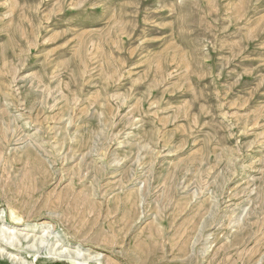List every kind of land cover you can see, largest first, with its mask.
I'll return each instance as SVG.
<instances>
[{"label":"rangeland","instance_id":"rangeland-1","mask_svg":"<svg viewBox=\"0 0 264 264\" xmlns=\"http://www.w3.org/2000/svg\"><path fill=\"white\" fill-rule=\"evenodd\" d=\"M20 234L24 264H264V0H0Z\"/></svg>","mask_w":264,"mask_h":264},{"label":"bare ground","instance_id":"bare-ground-1","mask_svg":"<svg viewBox=\"0 0 264 264\" xmlns=\"http://www.w3.org/2000/svg\"><path fill=\"white\" fill-rule=\"evenodd\" d=\"M12 233L13 232H10L9 231L8 232V236H10V235L12 236ZM8 236L6 235V238ZM18 237H22V238H19V239L17 238L16 239V243H15L14 240L12 241V239H11V242H8V243L6 242V245H2V246H4V249L3 250H0V257L1 256H4V257H6L11 262L17 261L18 263L20 262L19 264H24L22 262V260H20V259L17 258L18 253H21V248H20L21 246H19V243L21 245H23L24 243L31 242L32 240H30V239H31L32 236H29L28 234L21 236V234H20ZM32 247L33 246H31V248ZM13 252H16L17 254L14 255ZM54 257L55 258H58L60 260H63V261H65L68 264H77L76 260H79L83 256L80 254V252L78 250L72 252V251H69L67 249H61V251L58 254H54ZM86 259L87 260H92L89 256H87ZM33 262H36V259H34L31 262V264Z\"/></svg>","mask_w":264,"mask_h":264}]
</instances>
